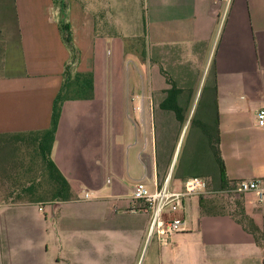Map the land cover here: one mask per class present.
Wrapping results in <instances>:
<instances>
[{
	"label": "crops",
	"instance_id": "crops-1",
	"mask_svg": "<svg viewBox=\"0 0 264 264\" xmlns=\"http://www.w3.org/2000/svg\"><path fill=\"white\" fill-rule=\"evenodd\" d=\"M203 70L227 180L263 179L264 0H0V135L48 130L67 71L95 80L93 100L64 104L51 154L71 185L70 201H52V186L42 201L37 192L15 201L7 153L35 146L27 137L2 144L0 264H218L237 252L213 241L215 223L225 219L228 232L249 233L247 226L207 212L202 197L187 198L198 223L185 203L187 231L166 247L149 240L150 217L132 212L137 182L154 192L169 180L178 192L187 178L176 170L179 147L173 159L158 149V126L173 116H149L146 106L173 86L196 88ZM244 211L261 232L254 204Z\"/></svg>",
	"mask_w": 264,
	"mask_h": 264
},
{
	"label": "rangeland",
	"instance_id": "rangeland-1",
	"mask_svg": "<svg viewBox=\"0 0 264 264\" xmlns=\"http://www.w3.org/2000/svg\"><path fill=\"white\" fill-rule=\"evenodd\" d=\"M142 28V23H140L136 29H138L141 33ZM134 62L135 61L132 58L130 61H128L127 67L129 70L134 68ZM204 73L205 70L202 71L199 81L195 84L192 83V86L197 84L196 88L183 89L186 92L185 98L190 97V102L192 101L191 108L190 110L188 109V116H186L187 120L184 124L185 128L183 133V126L177 122L175 115L168 112H163L160 109V103L166 97V94L164 93L165 91L154 94L152 97V104H148L146 109L149 110V116H159L160 118L162 116L163 118H166V116H173V120L169 118V120L161 122L163 123V126H158V149L161 151V153H163V155L171 159L172 153L177 149V147H179L180 160L177 167L178 175H203V178H205L210 183H208L209 189L213 192H217L221 190L220 186L214 178L207 175L210 168L209 149H206L203 160L200 158V155L194 154L195 152H201L200 147H198L199 142L201 139H205L204 132L202 129H200V125L201 123L209 124V115L214 114L213 108L210 109L208 107L209 105L211 107L213 106L210 104L212 99L210 90L208 89L210 84L207 79L208 74L204 76ZM198 92L199 96L197 98ZM195 102L196 107L194 108ZM210 123L212 124L213 120H211ZM181 133L182 136L179 140ZM34 150L35 147L31 145L26 146L20 144V146H17V149L15 148L14 151L11 150L8 152L7 160L5 161L6 174H13V188L15 191L19 190L20 192L23 188H28L29 186L33 185V183H36L39 184V186H37V192L39 195L50 197L48 191H50L51 185L49 183L48 176L43 170L40 157L35 154ZM195 155L197 157L196 163L192 160ZM165 176L166 174L164 172L161 173L160 181H165ZM18 195H20V193L16 194L17 197ZM4 198H6V194L0 195V199L4 200ZM204 200L206 201V209H211L210 212L231 215L238 221L243 222L249 230L253 227L248 217H246L244 210L248 203L254 204V208L261 215L263 226L262 231L257 236L258 238L247 233L246 231L238 230L228 232L229 223L224 221L225 219H219L222 223L215 224H220L219 227L221 228L219 229L218 233L213 234V241L228 242L232 244V247H238L237 252H233L228 255L229 259L225 260L221 257L218 264H264V203L257 204L256 200L252 199V197L248 195L241 197L240 195L224 196L220 194H213ZM193 202L198 203L199 199L197 198L193 200ZM185 203H187L186 209L188 219L194 221L196 219V222L198 223L201 215H197L195 211V204L191 203V199H186Z\"/></svg>",
	"mask_w": 264,
	"mask_h": 264
},
{
	"label": "trees",
	"instance_id": "trees-1",
	"mask_svg": "<svg viewBox=\"0 0 264 264\" xmlns=\"http://www.w3.org/2000/svg\"><path fill=\"white\" fill-rule=\"evenodd\" d=\"M62 30L66 34L65 42L72 51L73 60H75L77 58V52L75 48L72 46V36H71L70 27L63 26ZM164 93L166 94V97L160 103V109L163 112H168L175 115L177 122L183 126L182 127V133H183L185 128L184 124L187 120L186 116H188V112L191 108L192 101L190 102L191 100L190 97L185 98L186 92L183 89L176 88L175 86L165 91ZM94 95H95V80H94V75L92 73L72 74L67 71L64 76V83L62 89L57 95L53 104L51 126L48 130L43 132L18 134V135H10V136L0 135V147H1L0 149L4 148L2 144L4 145V143L5 144L10 143L11 140H15V139L16 141H18L19 139L21 140L27 137L29 138L28 140L34 142V146H35L34 152L36 155H38V157H40L43 165V170L47 174L49 183L52 186V190H53V192H51V197L53 198L52 201H70L72 196V189L70 183L62 175V173L59 171L58 167L51 158L52 150L56 142V136L63 111V106L67 101L93 100ZM212 106L213 107L209 105L208 107L210 109L213 108L214 111V114L209 115L210 121L213 120V123L203 124L200 126V128L204 132L205 139H201V141L199 142L198 147H200L201 152L199 153L195 152L194 154L200 155V158L203 160L205 157V155L203 156V154L206 153L207 148L209 149L210 168L208 170L209 172L207 175L209 177L214 178L221 189H226L232 187L234 184L229 182L226 178V168L220 148L221 145L220 133L216 129L218 123L217 104ZM182 133L179 136V140L182 136ZM175 153L176 150L172 153L171 159L174 158ZM196 155L192 159L195 163L197 162ZM191 177H203V175H198V174L187 175V178L185 180ZM163 184H164V180L161 181L160 185L163 186ZM37 186H39V184L33 183V185H31L28 188H23L20 192L19 190L18 191L14 190L12 195L13 197L16 198L15 201L17 199H21V197H23V195L25 194L34 195L35 197L37 195L36 194L38 188ZM18 193H20V195H18L17 197L16 194ZM240 196L243 197L244 195H240ZM37 198L41 199L39 201H42L44 197L40 196ZM206 198L207 197H202V200ZM206 210L207 212L211 211V209L210 210L206 209ZM249 221L251 222L253 228H251L250 230L247 228V231L252 235H254L256 238H258L257 236L260 233L259 229L255 225L253 220L249 219Z\"/></svg>",
	"mask_w": 264,
	"mask_h": 264
},
{
	"label": "built area",
	"instance_id": "built-area-1",
	"mask_svg": "<svg viewBox=\"0 0 264 264\" xmlns=\"http://www.w3.org/2000/svg\"><path fill=\"white\" fill-rule=\"evenodd\" d=\"M230 0H228L229 2ZM258 126L264 129V108L257 115ZM244 195L253 196L259 203L264 201V178L244 180L232 187L213 192L208 181L203 177H191L183 182L180 191H172L169 180L163 188L152 192L145 181H139L133 189L136 206L132 212L150 217L148 237H157L161 246H168L173 236L187 231V220L183 216L185 201L192 197H209L210 195ZM86 200L90 195L85 196Z\"/></svg>",
	"mask_w": 264,
	"mask_h": 264
},
{
	"label": "water",
	"instance_id": "water-1",
	"mask_svg": "<svg viewBox=\"0 0 264 264\" xmlns=\"http://www.w3.org/2000/svg\"><path fill=\"white\" fill-rule=\"evenodd\" d=\"M198 96H199V94H198ZM196 107V102H195V104H194V108ZM194 108H193V110H194ZM193 112V111H192ZM179 152V150L177 151V153ZM176 156H177V154H176ZM176 156H175V158H176Z\"/></svg>",
	"mask_w": 264,
	"mask_h": 264
}]
</instances>
